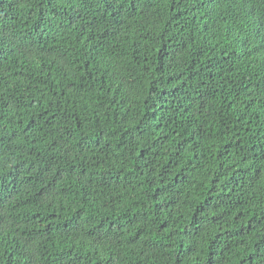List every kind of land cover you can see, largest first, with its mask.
Returning a JSON list of instances; mask_svg holds the SVG:
<instances>
[{
	"label": "trees",
	"instance_id": "trees-1",
	"mask_svg": "<svg viewBox=\"0 0 264 264\" xmlns=\"http://www.w3.org/2000/svg\"><path fill=\"white\" fill-rule=\"evenodd\" d=\"M0 264H264V0H0Z\"/></svg>",
	"mask_w": 264,
	"mask_h": 264
}]
</instances>
